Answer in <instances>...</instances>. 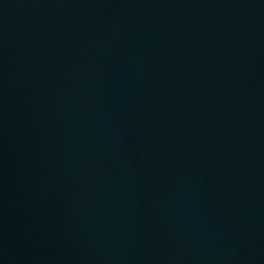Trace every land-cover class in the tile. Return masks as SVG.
Listing matches in <instances>:
<instances>
[{"label":"water","instance_id":"95a60500","mask_svg":"<svg viewBox=\"0 0 264 264\" xmlns=\"http://www.w3.org/2000/svg\"><path fill=\"white\" fill-rule=\"evenodd\" d=\"M0 264H264V0H0Z\"/></svg>","mask_w":264,"mask_h":264}]
</instances>
